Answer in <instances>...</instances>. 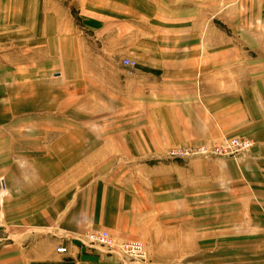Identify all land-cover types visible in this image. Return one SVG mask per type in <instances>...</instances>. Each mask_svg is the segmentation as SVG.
Wrapping results in <instances>:
<instances>
[{"label":"crops","instance_id":"crops-1","mask_svg":"<svg viewBox=\"0 0 264 264\" xmlns=\"http://www.w3.org/2000/svg\"><path fill=\"white\" fill-rule=\"evenodd\" d=\"M222 136L252 146L166 156ZM90 229L264 264V0H0V264H140Z\"/></svg>","mask_w":264,"mask_h":264},{"label":"built area","instance_id":"built-area-1","mask_svg":"<svg viewBox=\"0 0 264 264\" xmlns=\"http://www.w3.org/2000/svg\"><path fill=\"white\" fill-rule=\"evenodd\" d=\"M124 65L135 66L136 61L124 59ZM252 142L240 136H222L220 142L214 144H200L189 146H172L167 151L170 160L187 159L190 157H228L236 158L240 153L251 148ZM89 248H104L110 254L119 255L130 261L145 264L147 251L143 243L138 240H121L114 237L105 229H90L81 240ZM60 253L67 252L66 246L57 248Z\"/></svg>","mask_w":264,"mask_h":264},{"label":"rangeland","instance_id":"rangeland-1","mask_svg":"<svg viewBox=\"0 0 264 264\" xmlns=\"http://www.w3.org/2000/svg\"><path fill=\"white\" fill-rule=\"evenodd\" d=\"M222 139V138H221ZM221 139L219 140V141H216V142H213V143H202V144H214V143H217V142H220L221 141ZM195 145H200V144H195ZM173 146H175V145H173ZM176 146H178V145H176ZM180 146H189V145H180ZM172 147V146H171ZM170 148V147H169ZM168 148V149H169ZM168 149H167V151H168ZM167 151H166V154H167ZM245 151H247V150H245ZM244 151V152H245ZM244 152H242V153H240L236 158H233L236 162H238L239 161V158H240V156L244 153ZM105 250V249H104ZM106 251V250H105Z\"/></svg>","mask_w":264,"mask_h":264}]
</instances>
